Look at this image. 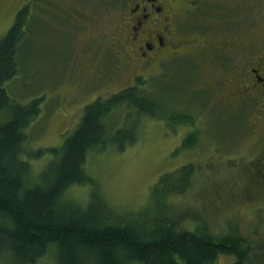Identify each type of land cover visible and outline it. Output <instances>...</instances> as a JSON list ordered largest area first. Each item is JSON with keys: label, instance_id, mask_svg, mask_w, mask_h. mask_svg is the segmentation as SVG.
<instances>
[{"label": "rangeland", "instance_id": "rangeland-1", "mask_svg": "<svg viewBox=\"0 0 264 264\" xmlns=\"http://www.w3.org/2000/svg\"><path fill=\"white\" fill-rule=\"evenodd\" d=\"M222 1L172 0L167 8L179 21L181 38L173 37L174 46L170 42V46L159 48L158 53L152 51L148 58L137 51L141 42L127 26L131 21L127 19L126 24L121 10L126 5L124 0H30L29 23L35 41L26 40L27 47L28 43L32 45L26 56L28 61L4 84L9 95L19 103L45 96L43 113L26 127L28 148L61 144L76 129L86 102L99 96L108 98L110 93L133 83L138 75L150 80V89L156 91L167 107L186 108V112L193 114V119L176 125L142 114L138 121L139 138L122 150L110 144L90 152L85 170L95 180V186L74 185L68 189L67 197L87 204L94 186L115 216L136 214L152 204V188L159 176L193 162L196 168L190 188L170 196V204L165 200L167 215L171 212L178 217L180 229L201 227L217 236L239 230L252 238L256 236L253 231L259 229V237L252 240L264 241V209L258 207V215L253 214L257 205L264 208V183L258 181L260 173L250 167L251 159L264 155V132L262 129L248 131L246 107L243 102L238 104L232 100L238 91L229 85L231 79L236 84L234 75L229 73L234 65L231 58L222 57L215 62L217 72L209 77L205 73L209 62L207 53L195 54L202 51L203 47L198 45L204 39H216V33L227 30L220 26L214 31L209 26L212 22L220 24L226 17ZM26 2L0 0V38L6 35L16 12ZM171 23L170 18L162 22L167 29ZM150 30L154 33L153 27ZM184 38L188 40L182 41ZM174 47L180 53L173 55L171 65L165 69L162 62L169 59L164 58ZM184 54L190 57L183 59V67ZM195 56H201L196 58L198 63L194 61L196 65L193 64ZM175 67H181V77L171 76ZM161 68L165 69V76L160 75ZM211 80L214 82L210 83ZM248 97L253 99L252 107L256 109L254 95L244 92L241 101ZM114 113L108 121L111 133L128 124V120L130 123L137 120L132 106H121ZM189 131L197 134L196 144L181 147ZM46 161V157L33 158L29 183L36 180L35 174ZM257 188L261 192L255 194ZM52 252L38 259L37 264H56ZM233 259L226 255L220 263L231 264ZM248 263L264 264V261L252 258Z\"/></svg>", "mask_w": 264, "mask_h": 264}, {"label": "trees", "instance_id": "trees-1", "mask_svg": "<svg viewBox=\"0 0 264 264\" xmlns=\"http://www.w3.org/2000/svg\"><path fill=\"white\" fill-rule=\"evenodd\" d=\"M232 1L221 2L226 14L222 22H228V25L232 21L227 16L241 13L240 7L245 5V1L234 2V9ZM29 3L30 0H27L16 12L14 23L0 38V262L37 264L38 259L51 251L56 264H222L221 257L226 255L234 258L231 264H244L252 258L264 261V250L261 247L257 248L258 251L254 250L258 243L239 230L217 236L201 227L180 229L178 217L171 212L167 215L165 200L170 204V196L184 193L190 188L196 168L193 162L159 176L152 188V204L136 214L115 216L98 187L94 188L95 180L85 170L89 153L105 149L110 144L122 150L136 141L139 138L137 129L140 131L138 121L142 114L159 117L169 125L193 119L191 112L169 108L162 103L156 91L150 89V80L142 75L136 76L133 83L119 91L110 93L108 98L99 96L86 102L76 129L66 135L61 144L33 150L28 148L29 132L26 133V127L43 113L45 96H35L29 103H19L9 95L4 84L12 80L21 65L28 61L26 56L32 45L28 43L27 47L26 40L35 41L32 36L34 32L30 31L32 8ZM198 46L203 49L195 54L205 56L207 53L209 62L205 61L208 63L205 73L211 77L217 72L215 62L218 61L214 56L217 53L209 51L210 47L207 49L205 41ZM215 47L218 48V44ZM177 50L174 47L173 51L167 53L169 55L164 59H169L162 62L165 69L171 65L173 55L180 53ZM23 54L25 57H22ZM189 57L186 54L182 57L183 67V59ZM197 57L201 56L194 59ZM197 59L193 60L194 65V61L198 63ZM181 67H175L179 71L175 70L171 76H179ZM165 69H160V75L165 76ZM116 72H120L119 69ZM232 100L238 104L243 102V107H246V129L249 131L256 113L252 107L253 99L248 97L241 101L237 95ZM124 105L132 106L137 120L132 123L128 120V124L121 125L111 133L108 121L115 114L114 111ZM131 114L132 111L128 112V116ZM197 138L195 132L189 131L180 146H192ZM45 157V166L35 174L36 180L29 183L33 175V158ZM263 159L264 155L250 160L251 169L260 173V182L264 178L261 173ZM258 181L256 184H260ZM79 184L94 185L87 204L66 196L70 187ZM258 191L259 188L255 194ZM154 205L159 206L158 209ZM258 207L253 209L254 213ZM153 211L154 215L151 216Z\"/></svg>", "mask_w": 264, "mask_h": 264}, {"label": "flooded vegetation", "instance_id": "flooded-vegetation-1", "mask_svg": "<svg viewBox=\"0 0 264 264\" xmlns=\"http://www.w3.org/2000/svg\"><path fill=\"white\" fill-rule=\"evenodd\" d=\"M241 1H245L244 7H240L241 13L237 14L235 12L228 15L227 19L232 22L229 25L228 22L226 24L225 21L224 23L220 22L218 26H223L227 30L216 33V39H204V41L207 49L210 47L212 53H217L214 54L217 61L222 57L223 59L227 56L231 58L234 65L230 74L234 75L233 79H236V84L231 79L229 85L238 91L239 98L244 92L254 95L256 113L254 121L250 124V129L253 132L262 129L264 132V0H233L230 4L234 8V2ZM124 2H126V5L122 7V13L125 20L131 21L130 25L127 26L131 29L133 37H137V40L141 42V44L136 42L137 45L139 44L137 50L139 55L151 57L149 54L152 51L158 53L159 48L170 46V42L174 46L173 37L181 38L178 32L179 21L176 16L170 15L172 10L170 11L167 8L172 0H168V2L165 0H124ZM169 18L172 23L167 29L162 22L168 21ZM128 20L126 24H128ZM172 20L177 21V24ZM216 24L212 22L209 25L210 29L216 31L218 29ZM215 26L216 28H214ZM151 27H153L154 33L150 30ZM180 32L182 31L180 30ZM183 40H188V38ZM217 44L218 48L215 47ZM261 173L264 177V164ZM261 182L264 183V179ZM259 209L263 210L264 208L259 205ZM254 212L253 214H256ZM259 212H257V215ZM254 223L255 227L258 228L259 225L256 220ZM253 234L256 236L252 238L257 239L260 233L255 231ZM262 239L264 240L263 236ZM263 243L262 241L256 244L254 250L258 251L257 248L259 247L264 250ZM245 263L249 264L248 262Z\"/></svg>", "mask_w": 264, "mask_h": 264}, {"label": "bare ground", "instance_id": "bare-ground-1", "mask_svg": "<svg viewBox=\"0 0 264 264\" xmlns=\"http://www.w3.org/2000/svg\"><path fill=\"white\" fill-rule=\"evenodd\" d=\"M142 77H143V76H142ZM142 77H141V78H142ZM184 109H186V108H184ZM187 109H188V108H187ZM189 109H190V108H189ZM189 109H188V110H189ZM190 111H191V110H190ZM190 114H191V113H190ZM175 129H176V128H175ZM195 131H196V130H195ZM195 137H196V135H195ZM195 142H196V141H195ZM188 144H189V143H188ZM193 147H194V146H193Z\"/></svg>", "mask_w": 264, "mask_h": 264}]
</instances>
